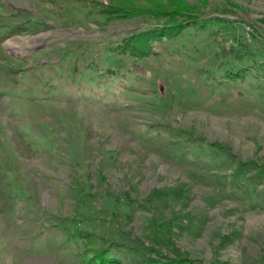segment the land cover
<instances>
[{
	"label": "rangeland",
	"instance_id": "rangeland-1",
	"mask_svg": "<svg viewBox=\"0 0 264 264\" xmlns=\"http://www.w3.org/2000/svg\"><path fill=\"white\" fill-rule=\"evenodd\" d=\"M169 5L218 21L105 52ZM98 254L264 264V0H0V264Z\"/></svg>",
	"mask_w": 264,
	"mask_h": 264
},
{
	"label": "trees",
	"instance_id": "trees-1",
	"mask_svg": "<svg viewBox=\"0 0 264 264\" xmlns=\"http://www.w3.org/2000/svg\"><path fill=\"white\" fill-rule=\"evenodd\" d=\"M190 12H188L186 9H181L178 6H168V10L166 11H156V12H147L148 15H145L144 21L148 20H154V22H159L162 23L161 21H168L173 25L172 30H164L160 28H155L154 26H149L147 28H144L143 30L133 33L130 37H126L123 39L122 43L117 42L114 46H107L106 51L109 56H118L119 59L128 57L129 59H136L140 60L146 57L153 56L156 51L155 49L159 46L164 40H168L171 38H175L180 36L183 32L185 31H194V30H200L204 31V24L206 23L207 25L213 24L216 19L210 18L208 20H204V24H201L199 27H197L198 23L200 20L197 18L195 15H189ZM218 21V20H216ZM219 23V22H218ZM169 24V23H166ZM164 30V31H163ZM134 37H139L141 42L134 43L133 38ZM133 42V43H132ZM244 47H246L244 44H241ZM237 46V45H236ZM240 46V45H238ZM239 48V47H238ZM241 50V48H239ZM99 53V52H98ZM97 53V56L95 58L89 59L91 63L87 64L88 65V70H90V73H97L98 71H102L103 66L100 64L101 57L100 54ZM258 53L257 48L253 50V48L248 49V51L244 52L241 50L239 55L237 56V59H241L243 56L249 58L252 60L251 63L244 64L246 66L243 67H231L227 65L220 64L219 68L222 69L221 73H219V76L224 73V78H231V80L236 81L239 79H242L243 77L241 71L242 68H249L250 71L255 72L254 70L258 71V62L254 61L255 54ZM248 55V56H247ZM107 60V59H106ZM88 61V60H87ZM84 64V71L85 66ZM255 65V67L253 66ZM105 71L104 73L111 75L113 71L111 70V67L105 66ZM82 69V70H83ZM81 70V71H82ZM74 72L79 71L78 69L74 68ZM213 75L217 74V72L211 73ZM118 76H122V72L117 71ZM91 78V77H90ZM229 81V80H228ZM163 106V105H162ZM108 255V254H106ZM103 256V255H97L96 260L99 262V264H111L115 262L114 257H108V256ZM109 262V263H108Z\"/></svg>",
	"mask_w": 264,
	"mask_h": 264
}]
</instances>
